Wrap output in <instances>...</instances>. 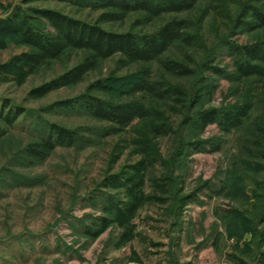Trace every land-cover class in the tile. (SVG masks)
Wrapping results in <instances>:
<instances>
[{
  "label": "rangeland",
  "instance_id": "1",
  "mask_svg": "<svg viewBox=\"0 0 264 264\" xmlns=\"http://www.w3.org/2000/svg\"><path fill=\"white\" fill-rule=\"evenodd\" d=\"M74 1L0 0V19L16 10L33 15L30 9L56 10L90 23L99 18L101 10ZM132 22L130 17L104 27L124 32ZM33 23L41 29L47 27L40 19ZM230 40L242 45L251 35L240 30ZM24 50L17 41H11L0 51V65ZM78 55L42 68L22 86L0 78V100H10L25 111L0 142V264H258L264 229V159L246 133L259 111L247 127L230 135H223L216 124L204 131L192 124L184 128L179 125L178 130L192 140L222 139L221 149L212 152L207 144L205 151L177 156L176 166H157L154 177L165 187L164 194L151 180L145 194L161 195L163 200L143 205L132 222L136 237L128 243L118 246L123 230L115 225L97 239L87 236V227L108 217L106 200L115 191L101 186L105 175L139 158L126 146L132 129L121 136H107L103 129L107 124L85 112L51 111V107L58 101L77 98L92 81L110 71L121 78L135 68H118V58L114 57L77 86L53 91L42 99L29 96L34 88L74 65ZM219 63L231 70L233 60L224 51ZM212 79L216 89L204 96L201 106L229 107L234 102L232 83L225 77ZM41 122L62 125L83 139L70 147H58L43 163L30 164L22 155L23 148L44 129L36 125ZM176 138L161 139L158 152L164 160L171 161L177 155ZM118 154L112 163L113 155ZM2 179L7 182L2 184ZM193 193L194 200L181 210V198Z\"/></svg>",
  "mask_w": 264,
  "mask_h": 264
},
{
  "label": "trees",
  "instance_id": "2",
  "mask_svg": "<svg viewBox=\"0 0 264 264\" xmlns=\"http://www.w3.org/2000/svg\"><path fill=\"white\" fill-rule=\"evenodd\" d=\"M34 1L38 0H28ZM74 2L101 10L99 18L90 23L56 10L30 9L33 15L16 10L0 19V51L11 41L26 49L0 65V78L22 86L42 68L81 54L74 65L65 66L61 74L29 94L32 99H42L53 91L83 83L111 58H118V68H135L121 78L110 71L92 81L77 98L58 101L51 107V111L85 112L107 124L103 127L107 136H121L132 129L126 146L139 158L123 164L113 174L107 172L101 186L115 191L106 200L104 210L108 217L99 218V222L85 229L89 238L97 239L115 225L123 230L118 245L122 246L136 237L132 222L143 205L163 200L161 195L145 194L149 180L164 194L165 187L154 177L159 164L165 163L168 169L170 163L176 166L177 156L205 151L208 145L212 152L221 149L222 139L192 140L178 130L179 125L184 128L192 124L204 131L216 124L223 135H230L247 127L253 114L259 111L256 120L249 123L246 136L249 134V143L264 159V0ZM130 17L132 25L124 32L104 27ZM35 19L43 20L47 27H37ZM240 30L251 35L246 44L230 40ZM224 51L233 60L231 70L219 63ZM214 77H225L232 83L234 102L229 107L201 106L204 96L216 89ZM24 116V109L13 106L10 100H0V142ZM36 125L44 129L22 152L30 164L43 163L58 147H70L83 139L78 132L57 123ZM172 135L177 137L178 152L168 161L159 155V144L161 139ZM118 156L113 155L112 163ZM194 197V193L183 196L180 209ZM261 224L264 227V210ZM259 247L258 264H264V229Z\"/></svg>",
  "mask_w": 264,
  "mask_h": 264
}]
</instances>
